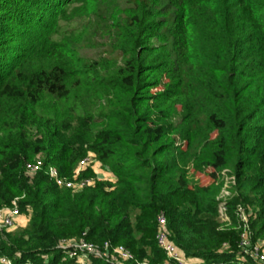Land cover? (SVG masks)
Wrapping results in <instances>:
<instances>
[{
    "label": "trees",
    "instance_id": "1",
    "mask_svg": "<svg viewBox=\"0 0 264 264\" xmlns=\"http://www.w3.org/2000/svg\"><path fill=\"white\" fill-rule=\"evenodd\" d=\"M90 155L83 189L51 179ZM16 199L29 222L0 264H74L60 244L82 239L164 264L161 213L186 259L240 264L239 206L264 243V0H0V210Z\"/></svg>",
    "mask_w": 264,
    "mask_h": 264
},
{
    "label": "built area",
    "instance_id": "2",
    "mask_svg": "<svg viewBox=\"0 0 264 264\" xmlns=\"http://www.w3.org/2000/svg\"><path fill=\"white\" fill-rule=\"evenodd\" d=\"M89 163L88 159L80 163L75 175L76 182H67L66 179L61 178L56 168L49 169V175L59 186L73 188L74 190H81L90 180L77 181L79 174ZM28 170L36 172L41 170L42 161L37 160L35 163L28 165ZM226 176V182L219 196V211L222 222L229 223V218L226 214V205L224 200L230 196V188L236 184L234 176ZM16 199L13 207H6L0 210V233L4 229L13 228L16 225L17 219L20 217L19 208ZM237 217L241 227V235L239 241L240 249V264H246L250 261L252 264H264V243L263 241H255L254 233L251 229V211H247L243 206L237 209ZM159 224V231L156 239L159 247L165 253L166 261L164 264H195L186 259L183 252L170 239V231L168 229V220L164 214H159L157 218ZM60 248L68 252V256L75 263L74 264H96L98 261L106 262L108 264H124L128 261L134 260L133 253L123 245H113L110 241L102 245L82 240H64L60 244ZM3 263L11 264L10 261L3 259ZM147 264V263H145Z\"/></svg>",
    "mask_w": 264,
    "mask_h": 264
},
{
    "label": "rangeland",
    "instance_id": "3",
    "mask_svg": "<svg viewBox=\"0 0 264 264\" xmlns=\"http://www.w3.org/2000/svg\"><path fill=\"white\" fill-rule=\"evenodd\" d=\"M63 28H64V30H67V29L72 30L73 28H75V25H74V23H70V24H67L66 26H64ZM62 32H63V29H62ZM98 40H99L100 44L104 43V40L101 37H98ZM103 48H105V47L100 45V47L98 49L96 47H91V48L85 49L82 51V56L89 59V60H93V61L98 60L99 55H100ZM104 56L109 57L110 55L108 54V55H104ZM86 159L89 160L90 164L94 160L93 155H90V157H88ZM94 163H95V166L93 165L94 169H95L97 174H101V177L104 178V177H111L112 176L111 173L101 165V163H99V162H94ZM213 174H214L213 169H208L207 172L204 174L192 171V174L190 175V177H191L192 182L198 183L201 186H209L217 179V176H215ZM191 184L193 185V183H191ZM28 222H29V216L21 214L19 221L16 223V225L13 228L4 229V230H6L7 232L15 233V232H18L21 228H25L26 225L28 224Z\"/></svg>",
    "mask_w": 264,
    "mask_h": 264
},
{
    "label": "crops",
    "instance_id": "4",
    "mask_svg": "<svg viewBox=\"0 0 264 264\" xmlns=\"http://www.w3.org/2000/svg\"><path fill=\"white\" fill-rule=\"evenodd\" d=\"M98 175V177L100 178V179H102V180H109V181H115L116 179H115V177L112 175L111 177H101V174H97ZM106 175V174H105ZM19 219H20V217L17 219V221H16V223L19 221Z\"/></svg>",
    "mask_w": 264,
    "mask_h": 264
}]
</instances>
